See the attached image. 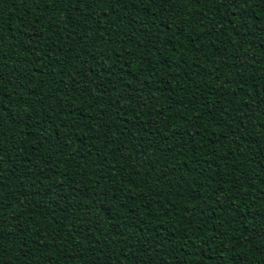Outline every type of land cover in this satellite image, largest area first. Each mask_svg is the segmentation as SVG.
<instances>
[{"label":"trees","instance_id":"obj_1","mask_svg":"<svg viewBox=\"0 0 264 264\" xmlns=\"http://www.w3.org/2000/svg\"><path fill=\"white\" fill-rule=\"evenodd\" d=\"M0 264H264V0H0Z\"/></svg>","mask_w":264,"mask_h":264}]
</instances>
